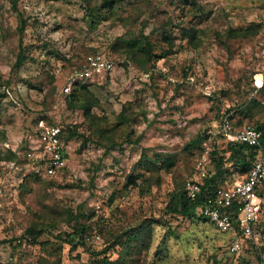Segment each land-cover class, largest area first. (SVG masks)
<instances>
[{
	"label": "rangeland",
	"instance_id": "rangeland-1",
	"mask_svg": "<svg viewBox=\"0 0 264 264\" xmlns=\"http://www.w3.org/2000/svg\"><path fill=\"white\" fill-rule=\"evenodd\" d=\"M108 1L0 0V157L49 124L77 131L56 176L0 160V264H264V209L239 254L229 232L170 212L191 140L226 111L264 125V0ZM96 52L113 69L69 106L60 88ZM128 231L142 237L127 253H93Z\"/></svg>",
	"mask_w": 264,
	"mask_h": 264
},
{
	"label": "built area",
	"instance_id": "built-area-1",
	"mask_svg": "<svg viewBox=\"0 0 264 264\" xmlns=\"http://www.w3.org/2000/svg\"><path fill=\"white\" fill-rule=\"evenodd\" d=\"M113 66L114 62L109 56L100 52L90 54L80 68H74L68 73L60 91L69 93L77 83L108 73ZM143 77H148V74H143ZM64 134L63 126L48 125L23 144L22 151L35 174L56 176L66 169L68 142ZM207 134L224 145L257 148L246 174H233L230 181L226 180L212 196L204 198L195 208L200 218L220 231L229 232L227 251L229 254H238L245 241L252 238L256 222L264 209V150L260 144L262 132L249 124L236 125L232 112L226 111L220 114L216 129L208 130ZM211 147L205 146L203 153L196 158L191 175L184 181V192L191 200L199 196L203 180L212 172ZM226 159L223 157L224 161ZM2 207L3 193L0 190V209Z\"/></svg>",
	"mask_w": 264,
	"mask_h": 264
},
{
	"label": "trees",
	"instance_id": "trees-1",
	"mask_svg": "<svg viewBox=\"0 0 264 264\" xmlns=\"http://www.w3.org/2000/svg\"><path fill=\"white\" fill-rule=\"evenodd\" d=\"M111 3L112 0L108 1L109 5ZM24 26H25V20L22 19L19 24V33L23 32ZM24 61H25V57L23 56V50L20 48L17 54L16 64L19 65ZM87 81L82 83H77L72 87L69 93H64L60 91L62 95L66 96L67 103L69 106L70 104H77L79 98V92L86 90L85 85L88 83ZM78 107L85 109L86 112L89 109V106L87 104H80ZM235 124L240 125L241 123L235 122ZM49 125L63 126L65 129L64 139L67 142H69L71 138L77 134L76 126H66L60 123L49 124ZM252 126L262 132L260 144H261V148L264 150V125H255V126L252 125ZM214 138L215 137H211L205 132L203 135L196 136L195 139L191 140V142L188 143L187 146L189 148H192L193 150L194 149L197 150V157H198L203 153L205 149V145H207V142L210 140L208 142V145L212 146L211 147L212 150L210 152L212 172L210 171L208 176L205 177V179L203 180V184L201 186L199 196L194 200H191L186 196L184 192V181H183L179 191L176 192L175 196L171 198V204L173 205V207L170 210L171 213L181 215L183 217H187L191 220L199 219L206 221L200 218L196 213L195 208L197 207V205L200 204L204 198L212 196L219 187L225 184V181L227 179H231L233 177L234 173H238V175L240 176L247 173L251 165V162L255 154L257 153V148L246 147L244 145H236V146L230 144L224 145L218 143ZM211 141H213V143H211ZM223 157L227 158L226 161L223 160ZM0 160H13L16 162L19 168L30 169L26 176L33 178H41L40 175L35 174V172L31 170L29 165V160L25 157L23 151H21L20 153L9 151L6 156H4L3 158L0 157ZM129 181L133 182V179L130 177ZM231 210H233V207L231 208ZM88 229L89 228L86 225H78L74 229V233L79 236V239H77L76 244H80V245L84 244L83 235L86 233V231H88ZM141 235H142L141 232H135V231L125 232L123 234V237L114 238L112 242H110L108 245L102 248V251L99 250V252H93V253L95 254L97 253L98 255H100V253H106V251L109 250L110 248L114 249L116 245L120 247V252L127 253L130 247L129 246L130 243L134 240L139 239V237H142ZM33 239L35 241V238ZM70 241L72 242L71 244H74L72 240ZM259 260H261L262 263L264 262L262 259ZM103 261L104 263L111 264L105 258H103ZM59 263H60L59 261L56 262V264ZM113 264H115V262H113Z\"/></svg>",
	"mask_w": 264,
	"mask_h": 264
}]
</instances>
